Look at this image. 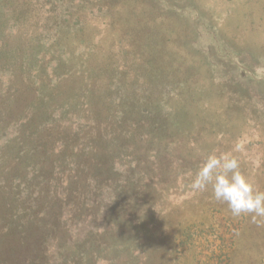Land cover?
I'll return each mask as SVG.
<instances>
[{"label":"rangeland","instance_id":"1","mask_svg":"<svg viewBox=\"0 0 264 264\" xmlns=\"http://www.w3.org/2000/svg\"><path fill=\"white\" fill-rule=\"evenodd\" d=\"M0 44L66 86L24 97L0 264H264V217L188 187L219 149L264 191V0H0Z\"/></svg>","mask_w":264,"mask_h":264},{"label":"crops","instance_id":"2","mask_svg":"<svg viewBox=\"0 0 264 264\" xmlns=\"http://www.w3.org/2000/svg\"><path fill=\"white\" fill-rule=\"evenodd\" d=\"M37 68L33 62L18 60L15 46L0 44V197L11 196L15 200L22 186L18 185L16 170L18 165L27 163L24 153L26 146L17 154L15 145L19 141L18 131L26 130L32 117V105L27 104L24 97L62 96L66 92V86H59L55 81L50 82L48 75L40 76L37 71L34 74V69ZM79 77L80 75L72 76L77 79ZM71 96H81V93L73 90ZM10 146H14L13 157L9 155ZM26 175L19 181L27 180Z\"/></svg>","mask_w":264,"mask_h":264},{"label":"clouds","instance_id":"3","mask_svg":"<svg viewBox=\"0 0 264 264\" xmlns=\"http://www.w3.org/2000/svg\"><path fill=\"white\" fill-rule=\"evenodd\" d=\"M200 155L201 162L189 172L188 187L197 193L211 190L212 198L225 203L234 217L250 215L253 222L264 217V191L240 167V159L231 151L213 149Z\"/></svg>","mask_w":264,"mask_h":264},{"label":"trees","instance_id":"4","mask_svg":"<svg viewBox=\"0 0 264 264\" xmlns=\"http://www.w3.org/2000/svg\"><path fill=\"white\" fill-rule=\"evenodd\" d=\"M31 119V118H30ZM47 125L46 123H43L41 126Z\"/></svg>","mask_w":264,"mask_h":264}]
</instances>
